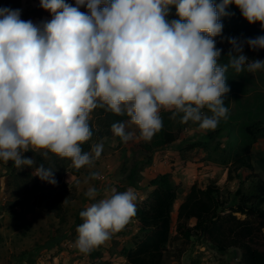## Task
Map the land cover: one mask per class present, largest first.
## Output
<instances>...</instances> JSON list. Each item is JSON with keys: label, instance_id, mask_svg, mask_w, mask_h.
<instances>
[{"label": "clouds", "instance_id": "1", "mask_svg": "<svg viewBox=\"0 0 264 264\" xmlns=\"http://www.w3.org/2000/svg\"><path fill=\"white\" fill-rule=\"evenodd\" d=\"M229 5L264 31V0H39L50 16L39 23L21 19L19 9L0 8V161L33 168L53 186L56 169L37 166L24 152L41 150L42 160L64 158L75 169L93 166L103 143L90 151L82 145L93 135L89 115L98 107L127 117L110 129L124 143L151 140L162 128L161 108L215 130L228 114L226 73L264 71V60L249 61L243 52L245 45L264 49V35L228 37L226 62L218 63L222 49L214 38ZM172 7L177 18L168 20ZM98 178L93 172L84 182ZM97 191L89 185L85 196L95 202L79 213L74 247L81 253L136 214L134 189H112L98 200Z\"/></svg>", "mask_w": 264, "mask_h": 264}, {"label": "rangeland", "instance_id": "2", "mask_svg": "<svg viewBox=\"0 0 264 264\" xmlns=\"http://www.w3.org/2000/svg\"><path fill=\"white\" fill-rule=\"evenodd\" d=\"M7 2L0 0V8L6 7ZM68 2L73 3L74 0ZM38 7L39 0H21L16 9L20 10L23 20L39 23L50 19L47 12L40 19L34 18L32 10ZM83 9H87L86 5L80 7V11ZM227 11L230 15L222 18V34L214 38L216 47L222 49L218 63L226 62L230 47L228 37L245 40L264 35L260 24H249L234 5H229ZM243 52L249 61L264 60V49H250L245 45ZM226 76L230 88L224 97L228 114L220 119L215 130H202L198 123L192 121L183 123L182 113L173 116L174 109L161 108L162 128L151 140L121 143L114 138L90 139L87 151L97 143H103V151L93 166L77 169L76 174L72 173L71 162L63 160L66 170L57 167L54 174L61 175V182L57 189L49 191L53 195H64L59 217L55 213L48 214L44 205L37 202L40 192L33 191L37 178L33 168L19 169L11 161H0V264H127L122 250L131 248L137 237V227L132 219L119 233L112 234L110 239L89 253H81L74 247L76 227L83 222L80 218L81 223L78 224L79 213L95 202L89 200L85 192L90 184L95 185L98 200L111 196L112 189L123 192L132 188L137 203L146 198L151 190L147 181L157 173H171L181 192L173 206L170 241L164 250L163 264H239L238 251L220 253L200 237L194 235L187 240L176 231L177 208L193 184L204 189L214 180L224 196L233 197L240 180L230 181L227 175L232 159L242 144L241 128L264 118V71L250 74L229 70ZM203 111L211 115L207 108ZM99 118L96 110L89 115L94 128H97ZM178 127L184 130L182 139L162 146V129L175 131ZM206 134L213 138L204 145L191 148L193 144L204 143ZM142 147L149 153H145ZM39 151L24 152L23 157L34 158L38 166L36 155ZM252 153L264 156V140L252 146ZM149 154L152 156L148 162L146 157ZM133 167L135 173L130 180L128 174ZM255 167L264 180V169L258 164ZM93 172L99 173V178L85 183V178ZM244 190L251 192L249 182L244 183ZM23 219L30 223L29 229L24 228ZM193 224L194 221H189L187 225L191 227Z\"/></svg>", "mask_w": 264, "mask_h": 264}, {"label": "trees", "instance_id": "3", "mask_svg": "<svg viewBox=\"0 0 264 264\" xmlns=\"http://www.w3.org/2000/svg\"><path fill=\"white\" fill-rule=\"evenodd\" d=\"M20 2L21 0H8L6 7L14 10L19 8ZM215 2L219 3L220 0H215ZM86 11L87 9L81 10V12ZM32 14L34 18L40 19L45 11L38 7L32 10ZM166 18L168 20L177 18L175 7L170 8ZM95 110L99 112L100 118L97 128H94L92 121L89 120L93 132L90 139L98 140L106 137L114 138L122 143V140L115 137L110 129L113 123L123 122L127 117L117 116L99 107L90 114ZM183 136L182 127H178L175 131L162 129V146L178 142ZM240 136L242 144L232 159L227 175L230 181L240 180V185L233 197L224 196L214 180L204 189L193 184L177 208L176 231L187 240L194 235L198 236L204 243L220 253L238 251L239 264H264V180L255 167V164H258L264 169V156L252 153V146L264 140V118H258L243 126ZM211 138H213L212 135L206 134L204 143L193 144L191 148L204 145ZM82 149L87 151L89 143L85 142ZM142 149L145 153H149L145 147ZM151 156L152 154H149L146 157L148 162L151 161ZM36 159L39 164L44 162L54 169L60 167L62 171L66 170L64 158L52 157L47 161L36 155ZM68 161L70 163V160ZM74 170L71 171L76 174L77 169L74 168ZM134 173L135 167L128 174L130 180L133 179ZM55 179L57 183L53 186L37 177L33 191L40 192L37 193V202L44 205L46 212L55 213L59 217L61 216L59 211L62 210L61 200L64 199V195L61 193L53 195L49 192L58 188L61 175L55 176ZM245 182L250 183L251 192L244 190ZM147 186L151 190L146 198L135 203L136 214L132 218L137 227V237L131 248L122 250L127 264H163L164 250L170 241L173 206L179 200L181 192L175 185L171 173L155 174L154 177L148 179ZM47 189L48 191H45ZM189 221H194L193 226L187 225ZM80 223L79 217L78 224ZM23 225L25 229L30 228V223L25 219H23Z\"/></svg>", "mask_w": 264, "mask_h": 264}]
</instances>
